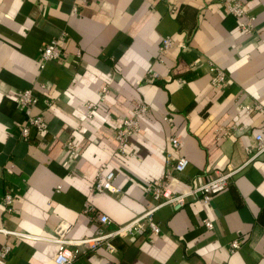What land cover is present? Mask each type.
Listing matches in <instances>:
<instances>
[{"label":"crops","instance_id":"crops-1","mask_svg":"<svg viewBox=\"0 0 264 264\" xmlns=\"http://www.w3.org/2000/svg\"><path fill=\"white\" fill-rule=\"evenodd\" d=\"M223 1L0 0V230L36 238L0 233V247H12L9 264H56L58 245L47 239L58 230L76 241L143 215L156 205L151 188L169 155L189 161L170 179L177 193L219 171H241L209 206L191 200L179 211L157 210L159 235L119 236L114 252L82 250L71 264H264V157L248 163L264 135V0H241L256 18L250 34ZM63 33V57L41 69L43 47ZM167 37L174 47L160 61ZM210 63L226 71V87L212 85ZM31 88L49 132L32 129L26 141L19 95ZM140 103L149 111L121 153L117 131ZM88 105L97 106L92 117ZM71 138L74 159L65 146ZM102 167L115 172L117 192L94 191Z\"/></svg>","mask_w":264,"mask_h":264},{"label":"built area","instance_id":"built-area-1","mask_svg":"<svg viewBox=\"0 0 264 264\" xmlns=\"http://www.w3.org/2000/svg\"><path fill=\"white\" fill-rule=\"evenodd\" d=\"M224 11L232 15L233 17L240 20V29L243 33L250 34L255 31V16L246 8V5L241 0H224L223 1ZM77 9H75L76 11ZM67 33H63L58 38L52 40L50 43L43 47L41 53L40 66L41 69L55 61H59L63 57L64 53V43L67 40ZM174 47V41L172 38L167 37L163 40V44L159 50V59H161L169 54L170 50ZM210 72L212 73V85L216 88H224L228 85L227 73L221 67L215 66L210 63ZM157 73H149L148 78H156ZM46 85L41 84V89H45ZM108 87H104L102 90V95L107 94ZM39 102V98L33 88L25 89L21 91L19 95V105L24 110L27 116V122L21 129V137L24 140L30 138L31 130L35 129L37 131L48 133L49 124L41 114L34 113V109ZM47 108L50 109L54 105V100L48 99L46 101ZM97 106L88 105L90 111L89 117H92L95 113ZM256 110L261 111V107L255 106H244L242 111L245 114H251L256 112ZM148 107L144 103H140L136 108L133 116L127 118L123 122V126L117 131L116 140L119 143V150L124 153L127 149L128 143L131 137L140 130L141 118L148 112ZM168 121V118H165ZM230 130L225 131V135H229ZM171 146L175 150H179L181 147V141L178 137L170 138ZM256 148L254 154L250 157L248 163L253 162L264 157V135L258 134L256 136ZM67 155L74 159L78 155V148L74 140L71 138L66 143ZM247 163V164H248ZM189 165L188 159L185 157H178L172 159L169 155L166 161V172L164 178L154 184L151 188V195L156 201V205L148 209L143 215L137 217L133 221L120 225L118 228L102 233L93 238L81 239V240H71L66 237L68 229L58 230L57 235L54 238L47 239L58 245V253L55 258L56 264H71L82 252L86 251H96L100 246L109 252H114L115 248L112 244L113 239L119 236H142L150 232L153 235H159L161 229L159 225L154 221V213L162 207L171 206L174 211H179L191 200H198L202 202L203 205L209 206L214 198L223 193L229 186L230 181L237 175L240 169L230 170L227 172H217L215 177L210 181L198 185L190 186L187 190L181 193L174 192L170 187V179L174 178L175 175L183 174ZM11 173V170H8ZM116 175L113 171H108L105 167L98 170L96 175V180L94 184V191L98 193L110 192L115 193L118 191L115 186ZM5 205L8 213L13 212V196L7 194L5 197ZM94 208L87 204L86 212H93ZM97 220L104 224L109 225L111 219L105 214H98ZM204 225L208 229L212 230L214 228L213 222L210 219L204 220ZM0 233L7 235H15L28 239H36L33 236L26 235L24 233L10 232L5 230H0ZM46 239V238H45ZM230 247L233 250H238L241 247L239 240H235L231 243ZM12 251L10 244L5 243L0 247V264H9V255Z\"/></svg>","mask_w":264,"mask_h":264}]
</instances>
